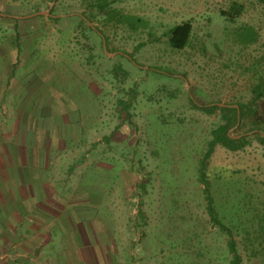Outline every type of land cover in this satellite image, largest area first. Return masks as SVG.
Listing matches in <instances>:
<instances>
[{
	"label": "rangeland",
	"instance_id": "374dc122",
	"mask_svg": "<svg viewBox=\"0 0 264 264\" xmlns=\"http://www.w3.org/2000/svg\"><path fill=\"white\" fill-rule=\"evenodd\" d=\"M8 41L17 75L98 138L88 183L113 190L120 264H232L231 238L239 264H264V0H0Z\"/></svg>",
	"mask_w": 264,
	"mask_h": 264
},
{
	"label": "crops",
	"instance_id": "0c3cea01",
	"mask_svg": "<svg viewBox=\"0 0 264 264\" xmlns=\"http://www.w3.org/2000/svg\"><path fill=\"white\" fill-rule=\"evenodd\" d=\"M19 43L0 50V264H120L113 190L88 183L98 138L47 82L17 75Z\"/></svg>",
	"mask_w": 264,
	"mask_h": 264
},
{
	"label": "trees",
	"instance_id": "16d2710c",
	"mask_svg": "<svg viewBox=\"0 0 264 264\" xmlns=\"http://www.w3.org/2000/svg\"><path fill=\"white\" fill-rule=\"evenodd\" d=\"M111 4H112V1L103 2L104 6H110ZM238 12L239 10L235 11L236 14ZM192 29H193V25L190 21H185L183 23L176 24L173 27H171L169 30V42L171 46L176 49H183L184 47H186L190 41V38L192 35ZM263 93H264V89H260V91L256 92V97L260 98L263 95ZM222 144L226 147H231L234 150H236V149H239L243 143L233 145L230 141H228V142H223ZM214 147H215V143L214 144L212 143V145L210 146L206 154L207 158L211 155V153H213ZM202 177L203 179H205L206 177V174L204 172H202ZM205 192L207 194L206 197L208 201V209L211 214V217L214 219V221L220 224L218 214L216 213V210H215L214 200L210 194L208 186L205 187ZM220 225H222V227L225 230L227 229L229 233H232L226 225L224 224H220ZM229 246L233 253L232 264H239L242 258H241V255L238 253L237 244L233 238L229 240Z\"/></svg>",
	"mask_w": 264,
	"mask_h": 264
}]
</instances>
